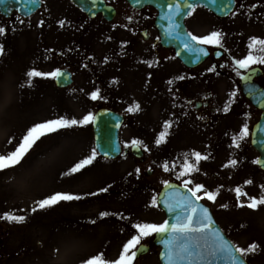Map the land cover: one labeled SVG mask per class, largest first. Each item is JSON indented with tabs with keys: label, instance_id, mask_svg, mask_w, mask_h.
Returning a JSON list of instances; mask_svg holds the SVG:
<instances>
[{
	"label": "rangeland",
	"instance_id": "rangeland-1",
	"mask_svg": "<svg viewBox=\"0 0 264 264\" xmlns=\"http://www.w3.org/2000/svg\"><path fill=\"white\" fill-rule=\"evenodd\" d=\"M43 1L41 11L23 20L24 23H19L16 17L8 20L0 17V26L7 29L6 35L0 36V45L5 49L4 55L0 56V154L12 150L33 123L59 116L80 119L105 103L123 114L122 111L134 102L140 109L131 112L133 116L127 114L132 117L121 130L122 146L129 140L139 139L149 150L144 151L141 146L147 154L143 161L130 155L114 161H105L98 156L82 171L63 175L90 154L93 148L90 124L62 129L38 141L21 165L0 172V215L11 212L26 217L23 223L0 219V264H81L83 259L99 253L105 259H116L123 243L135 234L132 224L164 221L158 206H152L153 197L157 198L164 181L182 185L176 175L186 153L191 162L192 152H200L208 159L199 163L198 172L185 178L217 193L215 202L201 201L208 203L210 208L217 206L212 213L230 241L240 247L253 242L258 244L257 250L244 258L247 264H264V205L255 210L237 207L234 192L240 187L250 196L259 197L264 172L253 164L249 175L251 164L247 159L257 158L248 142L249 137L240 142L239 148L231 146L232 136L238 135L245 123L250 129L255 114L238 92L234 97L229 96L233 82L223 81L238 77L230 61L248 54L250 38H264V6L257 5L256 10L244 9L239 16L228 19H218L197 9L187 19L186 24L189 21L192 27L186 26L187 29L197 36L212 31L223 33V47L205 46L220 47L226 52L223 59L228 57L229 61L225 68V60L210 57L198 68L190 70L176 60H172L174 64L155 62L152 42L157 35L152 23L156 12L151 8L136 13L123 0H104L116 9L117 16L124 14L109 25L79 14L81 25L91 26L95 22L82 36L81 31L89 26L76 25L75 28L68 22L63 26L60 24L63 17L78 15L66 0ZM123 21L127 22L129 34L135 35L136 39L119 25ZM196 24L200 29H194ZM141 28L149 29L151 34L146 42L138 34ZM92 46L91 52L98 54L95 63L89 54H85ZM155 54H160L158 60L161 61L171 53L157 48ZM212 66L215 71L208 72ZM252 66L264 70V64ZM63 67L73 73L74 83L69 89H56L50 78H34L32 86H27L25 73L28 70L50 72ZM92 67L94 73L90 72L89 80ZM21 84L25 86L21 88ZM92 85L108 100H90ZM236 88L235 85V92ZM205 90L218 99L213 101L218 108L224 109L226 104L228 110L232 108L221 127L217 118L207 120L205 115L193 110L196 103L192 108L189 102ZM243 110H248L245 112L251 116H245ZM165 121L171 122L169 134L165 142L157 146L155 138ZM219 129L224 130L225 137ZM9 138H12V144H8ZM242 146L247 147L241 149ZM231 159H236L237 165L224 167ZM165 162L170 168L175 164V169L165 172L161 167ZM148 171L150 175H147ZM246 174L254 180L252 192L245 183ZM101 188H108V191L99 192ZM58 191L84 198L32 212L35 201ZM92 192H99V195H87ZM247 201L241 197V203L247 204ZM104 211L115 215L101 218L99 214ZM153 237L154 234L142 244L149 245ZM152 250L136 259L134 264H159V249Z\"/></svg>",
	"mask_w": 264,
	"mask_h": 264
},
{
	"label": "snow or ice",
	"instance_id": "snow-or-ice-1",
	"mask_svg": "<svg viewBox=\"0 0 264 264\" xmlns=\"http://www.w3.org/2000/svg\"><path fill=\"white\" fill-rule=\"evenodd\" d=\"M40 0H16V3H25L36 5ZM6 0H0V4H5ZM95 3V0H93ZM208 3L215 4L216 0H208ZM205 5L199 0H169L166 5L162 7L166 8L164 15L161 17L162 20L167 21V27L164 29V34L170 39L179 41L184 52L190 55H195L198 60L200 56H207L208 51L205 49V45L208 46H220L223 47L221 41L223 38V33L219 31H212L204 36L194 35L192 32L187 31L184 25L180 22L178 18L191 17L193 13L200 7ZM227 7V5H225ZM11 11V9H9ZM131 19V18H129ZM19 23H24L19 16L16 17ZM41 23H43L41 21ZM61 26H63L64 21H60ZM7 29L4 26H0V36L6 35ZM159 39V37H158ZM248 54L241 58L232 60L234 65V71H236L237 76L241 79H250V74L248 77L241 76L240 70H248L252 65L264 64V38L251 37L248 44ZM4 47L0 45V56L4 55ZM254 52H259L261 54L257 55ZM177 52V55H180ZM148 63L149 67L152 64ZM223 67V65H221ZM208 72H214L215 66L209 67ZM27 86L31 87L34 78H50L54 80H60L64 77V73L61 72L59 68L52 70L50 72H42L32 68L26 73ZM183 79L184 77H179ZM115 83V81H113ZM169 84L172 83L171 80L168 81ZM25 85L21 84L20 87L23 88ZM230 97L236 96V92L233 91L229 94ZM89 99L92 101H97L103 99L100 95V90L97 88L89 93ZM140 105L138 103H133L130 105L126 111L136 112L139 111ZM224 111H228V105H225ZM96 117L92 112H88L83 115L82 118H69L66 116H59L54 119H47L42 122L33 123L27 128L25 133L17 140L13 149L7 151L5 154H0V172L5 170L14 169L21 165L22 161L30 153V151L37 145V142L42 138L50 136L53 133H57L62 129H71L73 127H84L89 124H95ZM171 127L170 121H165L163 124V129L158 133L155 138V144L157 146L165 142L166 137L169 134V128ZM250 135L249 126L245 123L239 130L238 135H234L231 138V146L235 148L240 147V142L244 141ZM12 138H9L8 144H12ZM264 144V140L260 141ZM143 146L144 151H148V147L143 144V141L139 139H133L130 144L125 143V148H140ZM113 151H119V148H113ZM104 156H108V152H104ZM98 157V147H93L90 154L85 156L76 162L68 172L63 175H72L78 173L85 169L86 167L92 165ZM185 154V159L180 166L181 170L177 173L176 178L182 180V186L186 189L187 195L180 194L178 190H173L172 193H165L164 206L170 213H178L175 216L174 222L170 223L168 220H164L162 223H135L131 227L135 229V234L131 235L129 239L122 245V249L116 259L108 260L105 259L102 253L90 256L81 261V264H134L138 254L144 251V246L142 241L146 238L152 236L153 234H161L166 236V239H161V244L163 245V251L161 252V259L164 264H245V257L254 253L258 244L253 242L247 247H240L234 244L232 241L226 239L225 235L222 233L221 229L215 226V222L210 214V210L199 203V201L207 199L208 201L215 202L216 192L209 191L201 183L193 184L191 179L185 177H190L192 173L198 172V165L201 161L207 160L208 157L202 155L200 152H192L190 154ZM238 161L236 159H231L224 167H234ZM253 164H260L264 166V160L257 158L252 161ZM165 172L175 169V164L170 168L169 164L165 162L161 165ZM137 173L140 169H136ZM131 175V173L129 174ZM166 187L173 188L168 181L163 182ZM246 184H252L251 180L245 181ZM189 185H192L189 187ZM108 188H101L99 192H107ZM99 192L88 193L87 195L96 196ZM237 201V207H247L249 209L255 210L259 205H264V185L261 186V191L259 197L250 196L247 192L241 190L240 187L234 189ZM241 197H245L248 203H241ZM81 195L73 194L71 192H55L45 198L35 201L36 207L32 209V212L39 210H44L51 208L60 202H71L83 199ZM152 206H157V200L153 197ZM222 207H227V205H222ZM101 218L108 217L110 215H115L107 211L101 212ZM127 219V217H121ZM0 219L5 220L9 223H23L26 220L24 215H16L11 212H5L0 215ZM95 223V221H92Z\"/></svg>",
	"mask_w": 264,
	"mask_h": 264
},
{
	"label": "water",
	"instance_id": "water-1",
	"mask_svg": "<svg viewBox=\"0 0 264 264\" xmlns=\"http://www.w3.org/2000/svg\"><path fill=\"white\" fill-rule=\"evenodd\" d=\"M72 2L90 17H94V15L98 13H102V15L107 20H111L115 15L114 10L110 7H106L101 0H95V3H93V0H72ZM128 2L134 8L140 9L144 6H152L159 12L161 16L159 23L157 22V28L160 35L161 44L163 45V47L173 48L175 51V55L180 59V61L184 65L188 67H194L204 59V57L200 56V58L197 60L195 55H190L189 53L184 52L179 41L170 39L164 34V29L167 27V21L161 19V17L164 15L166 11V8L162 7V5H166L169 2V0H128ZM199 2L203 3L207 8H209L211 11L215 12L220 16H225L226 14H228V12L230 11V7L232 5L231 0H216L215 4L208 3V0H199ZM225 5H227V7H225ZM39 6L40 3L36 5L25 4V3L18 4L16 3V0H6L5 4H0V14L3 17L7 18L9 17L12 11H16L19 15L23 17H27L32 13H34L39 8ZM9 9H11V11H9ZM178 19L183 24L184 18H178ZM177 52H180L181 54L177 55ZM249 74L250 77H252L256 74V72L251 71ZM249 74L246 77H248ZM246 79H242V83H243L242 89L245 97L248 98L249 101L253 103L257 108L262 110L261 119L253 129L252 146L259 153L260 155L259 158L261 160H264V144L260 143V141L264 140V96L254 94V93H260L261 91L259 89H257L256 92L254 93L249 91V86L248 84L245 83ZM70 83H71L70 75H68L66 72L64 73V77H62L60 80H55V84L57 87H64L69 85ZM95 117H96V123L93 124L95 147H98V153L104 158L107 159L115 158L120 151V149L119 151L112 150L113 148H119V144L117 141V129L120 118L117 117V115H115L114 113L105 112V111L98 112ZM105 151L108 152L107 157L104 156ZM259 166L261 169L264 170V166H261L260 164ZM173 190L174 188H168L165 186L161 191V195L158 198V204L165 211L166 220H168L170 223L174 222L175 216L178 213L168 212L164 206L163 201H164L165 193L170 191L173 192ZM178 192L180 194L187 195L184 191L178 190ZM166 238H167L166 236H163L161 234L155 235L154 244L160 247L161 252L163 251V245L161 244L160 241L161 239H166ZM145 252L146 250L140 252L138 256L144 254ZM161 252H160V261L161 264H164V261L161 259ZM221 264H223V262H221Z\"/></svg>",
	"mask_w": 264,
	"mask_h": 264
},
{
	"label": "flooded vegetation",
	"instance_id": "flooded-vegetation-1",
	"mask_svg": "<svg viewBox=\"0 0 264 264\" xmlns=\"http://www.w3.org/2000/svg\"><path fill=\"white\" fill-rule=\"evenodd\" d=\"M246 5V0H236V11L240 12L244 10ZM257 5L264 6V0H261L260 2L253 1L250 3V9L256 10ZM255 6V9L253 8ZM261 86L264 87V83L261 81H258Z\"/></svg>",
	"mask_w": 264,
	"mask_h": 264
}]
</instances>
